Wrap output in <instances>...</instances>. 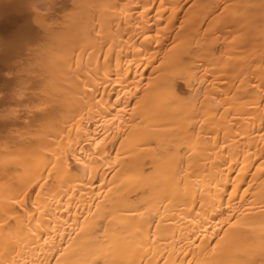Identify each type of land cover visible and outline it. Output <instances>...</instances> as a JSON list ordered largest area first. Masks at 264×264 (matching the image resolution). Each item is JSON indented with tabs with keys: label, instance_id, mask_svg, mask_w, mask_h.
Wrapping results in <instances>:
<instances>
[{
	"label": "bare ground",
	"instance_id": "obj_1",
	"mask_svg": "<svg viewBox=\"0 0 264 264\" xmlns=\"http://www.w3.org/2000/svg\"><path fill=\"white\" fill-rule=\"evenodd\" d=\"M0 264H264V0H0Z\"/></svg>",
	"mask_w": 264,
	"mask_h": 264
}]
</instances>
